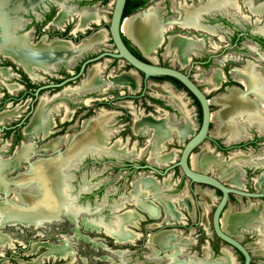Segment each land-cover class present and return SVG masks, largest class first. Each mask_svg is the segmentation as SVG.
<instances>
[{"label": "flooded vegetation", "instance_id": "obj_1", "mask_svg": "<svg viewBox=\"0 0 264 264\" xmlns=\"http://www.w3.org/2000/svg\"><path fill=\"white\" fill-rule=\"evenodd\" d=\"M97 2L105 0H0V143L12 147L0 153V229L19 230L28 252L44 248L23 264L71 260L75 250L69 239L90 244V264H242L241 254L217 238L210 225L219 191L191 182L172 166L200 124L193 95L173 78L147 82L124 60L110 56L86 64L65 81L84 60L114 51L100 49L109 34ZM130 6L121 33L123 21L136 16L141 38L122 33L125 46L142 60L160 58L154 64L187 74L208 101L213 140L194 147L187 165L227 186L264 192V155L250 156L257 145L264 152V112L259 111L264 103V0H132ZM102 59L108 60L102 64ZM109 59L123 68L108 72ZM222 107L232 109L223 120L228 129L214 135L212 114ZM91 123L97 124L92 131ZM249 125L261 133L244 134L239 128ZM139 141L144 147L137 157ZM202 149L207 155L197 169L191 156ZM175 170L179 177L174 179ZM98 175L103 178L93 180ZM35 191L50 206L17 213L15 193L29 197ZM246 204L252 208L241 213L231 233L245 246L255 241L247 240V231L262 233L264 246L263 197L228 193L220 225L228 208L238 213ZM207 222L214 239L206 236ZM0 235L1 248L9 237L1 230ZM246 248L250 264L264 263V253ZM7 258H13L10 252L0 264Z\"/></svg>", "mask_w": 264, "mask_h": 264}, {"label": "water", "instance_id": "obj_2", "mask_svg": "<svg viewBox=\"0 0 264 264\" xmlns=\"http://www.w3.org/2000/svg\"><path fill=\"white\" fill-rule=\"evenodd\" d=\"M129 0H113L109 20L107 23V31L114 47V51H103L100 52L86 60H84L76 75L66 79H73L77 77L83 70L84 66L88 63L97 61L103 56H110L113 58H118L124 60L129 66L135 69L147 82H153L157 80H162L166 78H173L181 83L197 100L200 107V124L193 135L183 144L182 149L179 153L178 160L172 166H178L183 174L191 181L196 184H203L205 186H210L217 189L220 193L219 199L216 201L214 208L211 213L210 225L213 233L217 238L228 246L237 250L243 257L242 264H250V254L244 243L234 237V235L225 232L220 225V213L224 212L226 209V200L228 193L237 196L245 197H263L264 192L252 191L246 192L241 189L230 187L225 185L216 177L206 174L204 172H199L192 169L187 165L186 158L192 149L200 144L204 139L212 141L213 138L209 134V121H210V110L208 106V101L202 93V91L188 78L187 74L182 73L169 66L156 65L148 61L142 60L135 55H133L130 50L125 46L121 38V21L124 16L125 10L127 8ZM64 82V81H63ZM62 84H52L46 85L47 87H55ZM39 89V88H38ZM33 93L37 94V90ZM240 130L242 127H239ZM227 135V134H226ZM228 137V135H227ZM227 142V139L225 140ZM147 166V165H144ZM262 211L264 212V204L262 206ZM257 262H261L258 260Z\"/></svg>", "mask_w": 264, "mask_h": 264}, {"label": "rangeland", "instance_id": "obj_3", "mask_svg": "<svg viewBox=\"0 0 264 264\" xmlns=\"http://www.w3.org/2000/svg\"><path fill=\"white\" fill-rule=\"evenodd\" d=\"M112 1L113 0H105V2H97L96 3V9L98 10V13L101 15V20L104 21V22L108 21V16H109V13H110V10H111ZM174 1H176V0H170V3H174ZM157 4L158 3H150V5L153 6V7H156ZM100 47H101L100 49L113 50V46H112L107 34H105V37H104L103 42H102ZM158 51L160 52L161 50H158ZM153 55H155V53ZM162 59H163V62L165 63V61H166L165 60L166 59L165 56H162ZM107 60L108 59H102V60H100V62L103 64ZM111 61L112 60L109 59V62L107 63L108 64V72H111V71L117 72L118 71L117 68H119V69L123 68L122 67L123 63L122 62H119L118 64H115L114 62H111ZM159 62H162V61H160V58H158L157 60L154 59V63L157 64ZM91 113L92 112H90V114ZM213 129L216 130L217 128L214 127ZM242 129L243 130L245 129V131H242V132H244V134H250V132H253V131L256 132L257 134L261 133L260 128L251 127L250 125L246 126V128L242 127ZM125 131H128V130H124V132ZM222 134H224V133H222ZM131 138H133V140H134L135 136H131ZM139 139H142V138L140 137ZM18 146L19 145L17 144L16 147H18ZM170 146H172L174 148H178L177 146H174V145H170ZM259 146H261V145H257L256 148H255V152H253L254 154L250 155V156H253L252 157L253 160H255L257 157H259L261 155L262 156L264 155V152L262 151L261 148H259ZM142 147H144V146L139 141V143L137 145L138 149L136 150L137 157H139L141 155L140 150H141ZM11 148L12 147L10 146L9 149H8V146L5 143H2V142L0 143V153L5 152V151L8 152V151H10ZM144 154H146V153H144ZM245 154H247V153H245ZM237 166L241 167V165H237ZM95 167H97V166H95ZM173 176H174V179L176 177H179V174L176 172V170H175ZM100 178H103V176L102 175L95 176L93 178V180H100ZM212 198H213V200H212ZM212 198H211V205H213L215 203V199H216L215 195H213ZM251 201H252V199H251ZM209 215H210V213H208V222H209V218H210ZM208 222H207V224H205L206 236L208 238L214 239L213 233L208 228L209 227V223ZM68 227L69 226H67L66 224H63V231L62 232L66 236L70 235V232L68 231ZM43 228H45V227H43ZM0 230H1V232H3V234H7V236L9 237V241H8L9 243L7 242L6 244H2V247L0 248V257H3L4 255H7V253H9V252L11 253V255L13 257L11 259L10 258L5 259L3 261V263H5V264H23V262H29L30 263L32 260L37 258L38 255H40L43 252V250H44V248L42 246L38 245L37 250L32 251V252L29 250V252H28L27 243H25V241H23V239L21 237V235H23V234L16 233V231H19V230H13L12 228H10L8 226H4ZM80 231L82 232V234H87L83 230H80ZM247 234L251 235V238L247 239V240H249V241L255 240L253 242H259L260 243L259 246L261 248L263 247V245L261 243V242H263V241H261V238H263V234L262 233H261V235L259 234L260 236H258V235H256V232H254V231H247ZM37 236L41 237L42 235L38 234V235H36V237ZM89 236H90V234H89ZM51 238H52L51 240H54L53 237H51ZM69 241H71L73 243L74 250H75V253L74 252L71 253L72 254V259L68 260L69 258H66L63 261H55L54 263H58L59 262L61 264H65L67 261H69V264H82L83 260L87 259V264H90V253H92V252H90V244L83 243L80 240L69 239ZM32 242H38V241L34 240ZM249 243H251V242H249ZM17 247L20 248V250H19L20 252H24L23 256L16 255L18 253V251L16 249ZM20 258L23 261H20ZM48 259L49 258L43 259L41 263H43V264H51V263H53V261L48 260ZM257 263L258 262H256L255 264H257Z\"/></svg>", "mask_w": 264, "mask_h": 264}, {"label": "bare ground", "instance_id": "obj_4", "mask_svg": "<svg viewBox=\"0 0 264 264\" xmlns=\"http://www.w3.org/2000/svg\"><path fill=\"white\" fill-rule=\"evenodd\" d=\"M148 21V20H147ZM138 19H137V17L135 16V17H131V18H126L124 21H123V24H122V33H125L127 36H129V37H132V38H138V37H140L141 38V31H140V29H141V27H140V25L138 24ZM142 23H143V21H141ZM145 22V21H144ZM148 26L146 25V26H142V28H147ZM150 28V27H149ZM150 31V30H149ZM165 31V30H164ZM140 32V33H139ZM100 34V33H99ZM103 34V33H102ZM136 34H137V36H136ZM146 34V33H145ZM168 39V38H167ZM146 43V42H145ZM171 44H172V42H171ZM146 45V44H145ZM151 48H152V46H151ZM168 48V47H167ZM148 49V48H147ZM47 50V49H46ZM150 50V49H149ZM149 50H147L148 51V53H149ZM176 58V57H175ZM96 70V69H95ZM93 73V72H92ZM124 78V77H123ZM133 78V77H132ZM238 78V77H237ZM127 79V78H126ZM239 80H241V81H243L244 83H245V85H249V84H247V81L246 80H244L243 78H241V77H239ZM248 83H249V81H248ZM161 88V87H160ZM233 90V89H232ZM262 92V91H261ZM230 93V92H229ZM236 95H237V93H236ZM227 96V95H226ZM225 97V96H224ZM236 97V96H235ZM254 98V97H253ZM256 98V97H255ZM225 99H227V98H225ZM230 99V98H229ZM222 100V99H221ZM259 100V99H258ZM227 101V100H226ZM255 101V100H254ZM257 101V100H256ZM260 101V100H259ZM224 104V103H223ZM222 104V105H223ZM255 104V103H254ZM261 105L259 106V111L261 112V113H263L264 112V103H260ZM225 106L227 105V104H224ZM223 105V106H224ZM223 108V107H222ZM247 108V107H246ZM231 108H223V109H221V110H219L218 112H215V113H213L212 114V120H214V121H216L217 122V124H216V130L214 131V132H212V134H214V135H218V134H220V133H223L224 131H225V129H228V128H226L225 127V124H224V122H223V120H224V118H226V116H228L230 113H231ZM239 111V113L240 112H243L244 110L243 109H241L240 108V110H238ZM246 111V110H245ZM258 111V112H259ZM102 117V116H101ZM246 116H244V118H245ZM248 117V116H247ZM87 125V124H86ZM97 126V124H95V123H91L90 124V128L88 127V129H90V131H92L95 127ZM160 126V125H159ZM86 131H87V129H86ZM166 131V130H165ZM176 132V131H175ZM81 135V134H80ZM163 135V134H162ZM237 135V134H236ZM78 136H79V134H78ZM67 137V136H66ZM65 137V138H66ZM79 138V137H78ZM67 139V138H66ZM66 139H65V141L64 142H66ZM169 140V139H168ZM73 142V141H72ZM49 144V143H48ZM56 145V144H55ZM71 145V144H70ZM161 145V144H160ZM42 148H44V147H42ZM68 148V147H67ZM28 152V151H27ZM210 152V151H209ZM19 155V154H18ZM29 155V154H28ZM207 155V151L205 150V149H202V151L200 152V153H198V154H196V153H194L192 156H191V165H192V167H194V168H197L198 169V166H199V163H200V160L202 159V158H204L205 156ZM161 156V155H160ZM163 157V156H162ZM208 157H210L209 155H208ZM241 157V156H240ZM215 158V157H214ZM235 158V157H234ZM19 159V158H18ZM17 160V159H16ZM215 160V159H214ZM234 160V159H233ZM47 160H45V162H46ZM229 161V160H228ZM41 162V161H40ZM47 163V162H46ZM215 163V162H214ZM231 163V162H230ZM242 163V162H241ZM40 164V163H39ZM41 164H44V162L43 163H41ZM40 164V165H41ZM226 164V163H225ZM11 165V164H10ZM209 165H210V163H209ZM36 166H38V165H36ZM56 166V165H55ZM31 167V166H30ZM41 167V166H40ZM3 169V168H2ZM1 170V169H0ZM3 172V171H2ZM31 173V172H30ZM2 174V173H1ZM23 176V175H22ZM25 176V175H24ZM222 178L223 179H226V180H229L228 179V177L227 176H222ZM4 181V180H3ZM32 181V180H31ZM6 183V182H5ZM33 183V182H32ZM35 183V182H34ZM52 183V182H51ZM2 184V183H1ZM26 184V183H25ZM11 186V185H10ZM13 186V185H12ZM38 186V185H37ZM5 187V186H4ZM15 187V186H14ZM153 187V186H152ZM10 188V187H9ZM150 188V187H149ZM4 189V188H3ZM12 189V188H11ZM17 189V188H16ZM19 189V188H18ZM26 189V188H25ZM30 190V187H29V189H28V192H30L29 191ZM202 190V189H201ZM5 191V190H4ZM9 191H11V190H9ZM53 191V190H52ZM5 193V192H4ZM14 193V192H13ZM54 193V192H53ZM15 198L14 199H16V200H18V202H16V204H13V205H16L17 206V208H15L16 209V212L17 213H19V211L21 210V212L24 210V209H33V208H41V207H43V208H45V207H49L50 206V204H48V203H46L47 205H44V204H42L41 203V193H40V191H35V192H31V194H29V197H26L25 196V193H19V192H17V193H15ZM202 196L203 197H205V199H207V200H209L210 199V195L207 193L206 194V192L204 191V192H202ZM202 197V198H203ZM45 199H46V197H45ZM46 202V201H45ZM59 204V203H58ZM247 205V204H246ZM253 205V204H252ZM252 205H247L246 207H243L242 209H241V211L240 212H238V213H234L230 208H228L226 211H225V213H224V216H222V219H221V221H222V226H221V228L225 231V232H227V233H230V234H232L231 232H233V230H234V228L236 227V226H239V224H240V215H241V213H243V212H248L251 208H252ZM51 206H52V204H51ZM57 208V207H56ZM3 209V208H2ZM25 211V210H24ZM254 211V210H253ZM29 212V211H28ZM56 212V211H55ZM257 212V211H256ZM5 213V212H4ZM42 213V212H41ZM248 214V213H247ZM19 215V214H18ZM30 215V214H29ZM245 214H243V216H244ZM14 216V215H13ZM26 216V215H25ZM48 216H49V214H48ZM53 216V215H52ZM54 218V217H53ZM25 219V218H24ZM36 219V218H35ZM9 222V221H8ZM5 224H7V223H5ZM13 224V223H12ZM238 228V227H237ZM234 235V234H233ZM1 236V235H0ZM158 237V236H157ZM169 237H171V236H169ZM154 237H152L151 239H150V243L152 244V243H154L153 241H156L155 239H153ZM122 239V238H121ZM164 240V238H162V237H159V238H157V241L158 242H162ZM262 243V242H261ZM155 245V244H154ZM260 244H259V242H251V243H247V245L246 246H248V248L252 251V253H264V246L261 248L260 246H259ZM48 246V245H47ZM33 249V248H32ZM35 251V250H34ZM225 251V253L227 254V255H229V253L227 252V250H224ZM67 252V251H66ZM50 253H52V252H50ZM57 254V253H56ZM63 254V253H62ZM59 255V254H58ZM65 255H66V253H65ZM230 256V255H229ZM42 257H44V256H42ZM54 257V256H53ZM66 257V256H65ZM60 258V257H59ZM63 258V257H62ZM230 258V257H229ZM43 259V258H42ZM39 260V259H38ZM36 263V262H35ZM233 263V261L232 260H229L228 261V264H232ZM203 264H205V263H203ZM257 264H264V263H262V262H258Z\"/></svg>", "mask_w": 264, "mask_h": 264}, {"label": "trees", "instance_id": "obj_5", "mask_svg": "<svg viewBox=\"0 0 264 264\" xmlns=\"http://www.w3.org/2000/svg\"><path fill=\"white\" fill-rule=\"evenodd\" d=\"M131 1H132V0H129L128 5H127V8H126L124 14H127V13L131 10V6H130V2H131ZM124 42H126L125 39H124ZM126 43H127V42H126ZM131 51H132L133 54H135L136 56H138V53L136 52L135 49L131 48Z\"/></svg>", "mask_w": 264, "mask_h": 264}]
</instances>
